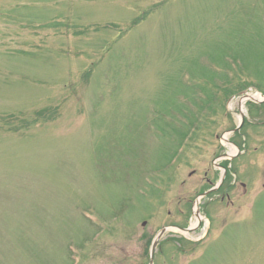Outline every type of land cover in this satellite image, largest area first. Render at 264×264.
Masks as SVG:
<instances>
[{
    "label": "rangeland",
    "instance_id": "obj_1",
    "mask_svg": "<svg viewBox=\"0 0 264 264\" xmlns=\"http://www.w3.org/2000/svg\"><path fill=\"white\" fill-rule=\"evenodd\" d=\"M248 87L264 0H0V264H148L230 135L208 223L166 231L152 264H264V104L228 132Z\"/></svg>",
    "mask_w": 264,
    "mask_h": 264
},
{
    "label": "flooded vegetation",
    "instance_id": "obj_2",
    "mask_svg": "<svg viewBox=\"0 0 264 264\" xmlns=\"http://www.w3.org/2000/svg\"><path fill=\"white\" fill-rule=\"evenodd\" d=\"M262 104H264V103H262ZM255 119H256V127H264V113H263V111L262 112H259L258 113V115L255 117ZM244 121H245V118H244V120H243V123H244ZM243 123H242V125H243ZM234 128V127H233ZM241 128H242V126H241ZM240 128V129H241ZM232 128H230V130H231ZM240 133V130L238 131V132H235L233 135H236V134H239ZM262 175V177H264V172H262L261 173ZM221 196H220V200L222 201L224 198H226V199H228L229 198V196H228V193H226L225 191L222 193V194H220ZM182 224V223H181ZM200 225H201V223H198L197 224V226H196V229H199L200 228Z\"/></svg>",
    "mask_w": 264,
    "mask_h": 264
},
{
    "label": "bare ground",
    "instance_id": "obj_3",
    "mask_svg": "<svg viewBox=\"0 0 264 264\" xmlns=\"http://www.w3.org/2000/svg\"><path fill=\"white\" fill-rule=\"evenodd\" d=\"M238 116H239V114H238ZM234 151H235V150H234ZM234 151H232V152H234ZM229 153H230V152H229ZM229 153H228V155L232 154V153H230V154H229ZM228 155H227V156H228ZM196 205H197V201H196V203H195V205H194V208H195V209H197V206H196ZM196 213H197V212H196ZM199 220H200V215H198V213H197V215L194 217V222H193L192 224H196V225H197L198 222H199ZM177 230H178V229H177Z\"/></svg>",
    "mask_w": 264,
    "mask_h": 264
},
{
    "label": "water",
    "instance_id": "obj_4",
    "mask_svg": "<svg viewBox=\"0 0 264 264\" xmlns=\"http://www.w3.org/2000/svg\"><path fill=\"white\" fill-rule=\"evenodd\" d=\"M164 231V229H161V231L158 233L157 237L154 239V241L152 242V246H151V250L154 249L157 239L160 237V235L162 234V232Z\"/></svg>",
    "mask_w": 264,
    "mask_h": 264
}]
</instances>
